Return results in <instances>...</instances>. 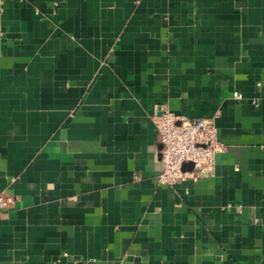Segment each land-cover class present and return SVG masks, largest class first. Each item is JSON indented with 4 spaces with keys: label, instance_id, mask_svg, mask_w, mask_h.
Returning <instances> with one entry per match:
<instances>
[{
    "label": "crops",
    "instance_id": "1",
    "mask_svg": "<svg viewBox=\"0 0 264 264\" xmlns=\"http://www.w3.org/2000/svg\"><path fill=\"white\" fill-rule=\"evenodd\" d=\"M0 27V264H264V0H4ZM159 104L213 118L212 172L156 181Z\"/></svg>",
    "mask_w": 264,
    "mask_h": 264
},
{
    "label": "built area",
    "instance_id": "2",
    "mask_svg": "<svg viewBox=\"0 0 264 264\" xmlns=\"http://www.w3.org/2000/svg\"><path fill=\"white\" fill-rule=\"evenodd\" d=\"M3 9L4 0H0V11ZM233 95L241 96L238 91H234ZM152 120L157 130L162 163L156 176L159 184L172 185L213 171L216 154L225 148L213 118L183 117L159 104ZM186 162H190V168L183 167ZM14 200L12 193L1 190L0 213L12 206Z\"/></svg>",
    "mask_w": 264,
    "mask_h": 264
},
{
    "label": "water",
    "instance_id": "3",
    "mask_svg": "<svg viewBox=\"0 0 264 264\" xmlns=\"http://www.w3.org/2000/svg\"><path fill=\"white\" fill-rule=\"evenodd\" d=\"M187 166H191L190 162H186V163L183 164L184 168L187 167Z\"/></svg>",
    "mask_w": 264,
    "mask_h": 264
}]
</instances>
